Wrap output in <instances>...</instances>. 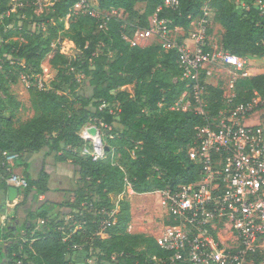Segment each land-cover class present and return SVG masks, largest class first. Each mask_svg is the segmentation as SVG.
<instances>
[{
    "label": "trees",
    "instance_id": "obj_1",
    "mask_svg": "<svg viewBox=\"0 0 264 264\" xmlns=\"http://www.w3.org/2000/svg\"><path fill=\"white\" fill-rule=\"evenodd\" d=\"M18 2L22 6L12 11L11 1L0 0V190L8 188L3 179L9 166L4 153L21 155L43 149L54 163L76 167L78 185L70 191L72 197L60 203L68 209L66 213L48 215L41 203L28 212L34 221L28 226L16 223L14 216L0 228V239L9 244L10 264H69L76 251L95 258V264H190L172 261V253L159 247L154 237L128 231V201L118 202L114 223L98 232L104 220L98 211L116 208L111 195L124 193L127 182L134 192L144 194L174 190L200 177V165L190 159L188 151L205 117L193 110L171 108L192 85L181 79L177 48L165 51L158 43L133 46L122 35L147 28L152 16L169 20L170 29L188 31L206 3L212 21L222 29L220 44L225 51L250 60L264 58V0H178L174 8L164 7V0H87L96 11L123 10L131 20L113 16L102 29L88 14L73 15L77 0H56L38 14L30 0ZM137 4H144L141 12ZM211 28L210 22L208 35ZM64 38L79 50L77 56L59 51L58 42ZM49 53L52 74L41 88L28 87L32 114L22 120L18 116L22 103L10 85L20 73L40 75ZM79 76L87 79L89 94L78 91ZM127 85L133 86L132 92L123 88ZM205 85L201 97L212 118L224 107L223 88L220 82ZM234 88L235 103H247L255 92L263 96L264 73L238 79ZM87 124L103 132L107 149L102 160H92L91 142L80 135ZM24 177L27 187L15 211L28 202L34 204L48 191L47 172ZM39 219L45 228L41 232L36 231ZM73 221L81 224L75 231L70 227ZM60 226L69 233L66 240ZM21 229L24 237L16 239Z\"/></svg>",
    "mask_w": 264,
    "mask_h": 264
},
{
    "label": "built area",
    "instance_id": "obj_2",
    "mask_svg": "<svg viewBox=\"0 0 264 264\" xmlns=\"http://www.w3.org/2000/svg\"><path fill=\"white\" fill-rule=\"evenodd\" d=\"M30 1L34 10L40 9L44 2ZM177 2L164 0L163 5L174 8ZM18 6H22V3L14 0L12 11ZM75 6L83 14L95 18L101 29L114 16L109 11L90 8L87 0H77ZM211 16L212 10L205 3L201 14L191 20L188 36L181 43L171 39V33L177 29L168 28L170 21L156 16L149 18L147 28L137 27L132 36L122 35L133 46H146L141 45L140 41L155 38L165 51L177 48L181 79L191 81L192 85L171 108L193 110L206 120L188 151L190 159L200 165L199 179L174 190L157 189L144 194L155 195L164 211L165 225L155 240L159 247L172 253V261L182 260L190 264H256L255 260L260 256L258 264H264V119L246 123L247 119L254 118L255 113L264 108V95L255 92L247 103L234 102L236 81L264 73V58L258 59L262 61V69H253L250 59L231 54L221 45L211 43L207 34ZM221 66L225 71L228 69L231 91L227 94L224 107L217 116L211 118L205 111L201 96L205 84H211L207 79L218 70L216 67ZM42 86L40 83L39 87ZM93 125L88 124V127ZM86 138L91 142L92 160L104 159L106 144L102 134ZM4 155L8 165L9 161L19 156ZM6 171L8 174L3 179L8 186H14L18 192L27 187L24 176L14 173L9 166ZM125 191L134 193L128 182ZM114 204L116 208L110 211H98L104 216L98 232L114 220L118 203ZM71 219L66 217V220ZM7 220V215L0 216L1 228L6 226ZM80 226L76 221L70 224L73 231ZM59 229L66 233L65 226ZM68 236L69 233H66L63 240ZM23 237L24 234L19 239Z\"/></svg>",
    "mask_w": 264,
    "mask_h": 264
},
{
    "label": "rangeland",
    "instance_id": "obj_3",
    "mask_svg": "<svg viewBox=\"0 0 264 264\" xmlns=\"http://www.w3.org/2000/svg\"><path fill=\"white\" fill-rule=\"evenodd\" d=\"M14 3V0H9ZM55 0H44L43 5L40 9L34 10L36 14L41 13L42 11L47 10V8L53 4ZM46 6V7H43ZM144 4H137L135 8L141 12L143 10ZM115 12H110L114 14L119 19H125L128 21H131L126 13L123 12V10H114ZM120 11V12H119ZM80 12V13H79ZM73 15L75 14H83V12L79 11L77 6L72 8ZM213 13L211 16V33L209 35L211 43L221 45V35H222V29L221 27L212 21ZM70 15H68L64 19V28H68V21H69ZM33 27V26H32ZM44 28V27H43ZM188 36V32L182 31H174L171 33V39L176 40L178 42H183ZM151 43H158V40L155 38H150L146 41L141 40V45H149ZM56 45H53L55 47ZM59 51L68 57H75L79 54V50L75 48L73 42H71L69 39L64 38L61 42H58ZM51 53H49L45 59L41 63L42 73L40 75H37L33 77L32 75H27L24 73H20L19 79L16 83L10 85V91L14 94V96L22 103L23 109L18 113V116L20 119H26L29 116H31L32 111L30 109V103H29V95H28V87L31 85H37L39 87L40 83H42L43 80L47 79L48 76L52 74V70L50 68L49 59L51 57ZM258 59H251V68H260L262 69V61ZM218 70L214 72V75L212 77H209L207 81L211 84L216 85L217 83L222 84L223 88V97L225 100L227 99V94L231 91V87L229 86V79L230 75L225 71L223 66L216 67ZM79 92L80 93H90V89L88 88L87 79L82 78L79 76ZM129 92H132L133 86L127 85L123 87ZM264 107V106H263ZM264 119V108L260 109L258 112L255 113L254 118H250L246 120L247 124L255 123L257 121H261ZM103 134V132L101 131ZM111 199L114 203H118L120 200H125L130 203V213H131V231H146L148 234H152L154 236H159L161 232L163 231L164 225H165V215L162 207L159 204V201L155 195L152 194H138L136 192L134 193H128L125 191L124 193L120 195H111ZM42 203V200H35L33 208L38 207ZM118 208L116 209L117 212ZM30 211V210H29ZM67 211V210H66ZM18 215V212H16ZM16 213H14L16 215ZM61 215L66 213L65 210L60 212ZM18 217V216H17ZM114 223V220L112 221ZM7 224V223H6ZM129 224V225H130ZM1 228V224H0ZM129 231V226H128ZM24 234V230L21 229L19 233L16 234L15 238L19 239ZM2 242H5L8 244L7 240H0V264L3 263L5 258V253L2 248ZM9 245V244H8ZM83 252V251H81ZM86 255V254H85ZM91 258V257H90ZM80 260V259H77ZM81 264H95V258H91L90 262H86L85 257H81L80 260Z\"/></svg>",
    "mask_w": 264,
    "mask_h": 264
},
{
    "label": "crops",
    "instance_id": "obj_4",
    "mask_svg": "<svg viewBox=\"0 0 264 264\" xmlns=\"http://www.w3.org/2000/svg\"><path fill=\"white\" fill-rule=\"evenodd\" d=\"M177 31L182 32L183 30L177 29ZM87 127L88 124L80 132L81 137L86 140L87 138L85 129ZM81 133L84 134L82 135ZM45 153L46 151L44 149L38 152H25L17 156L12 161H9V167L14 173L22 176L26 175L27 173V175H29L31 178H34L38 174V172L42 170L49 174L48 191H46V193L44 194L39 195L38 199L42 200V203H44L43 209L48 213V215H55L58 211L68 210L67 208L60 206V203L63 202L65 198L72 197V193L70 191L75 189L78 185V174L76 173V167L71 163H54L51 156H46ZM4 194L5 192L0 190V201ZM21 200L22 193L20 191L15 203L12 206L7 207L8 211L5 214H0V216L7 215L8 219L14 216H18V220H16V223H19L20 225L22 223H25V225L28 226L31 222H34L28 216V212L33 208L34 204L28 202L24 205L19 206L15 211V206L19 204ZM15 212H18V215L17 213L15 215ZM40 220L41 219L37 220L36 225V231L39 232L45 230V228H43V226L41 225ZM130 226L131 224L129 225V231L132 233H144L154 238L157 237L152 234L146 233V231H131ZM228 236L229 234H227V238ZM0 240H2V238ZM2 244L3 251L6 255L2 264H10V259L7 258V250L9 245L5 242H2ZM81 257H85L86 262L91 261V258H86L84 252L76 251L71 255V257H69V264H81Z\"/></svg>",
    "mask_w": 264,
    "mask_h": 264
},
{
    "label": "water",
    "instance_id": "obj_5",
    "mask_svg": "<svg viewBox=\"0 0 264 264\" xmlns=\"http://www.w3.org/2000/svg\"><path fill=\"white\" fill-rule=\"evenodd\" d=\"M81 134L83 135L84 133ZM85 134L90 139L96 136H100L101 131L97 126L93 125L85 129ZM18 194L19 192L17 188H15L14 186H8L5 194L2 196L0 201V214H5L8 211L7 207L12 206L15 203Z\"/></svg>",
    "mask_w": 264,
    "mask_h": 264
}]
</instances>
